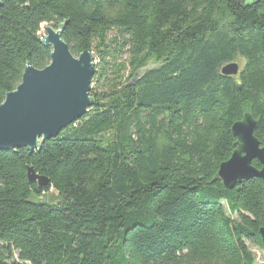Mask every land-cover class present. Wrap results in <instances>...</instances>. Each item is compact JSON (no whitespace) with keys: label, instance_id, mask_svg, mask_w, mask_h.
I'll use <instances>...</instances> for the list:
<instances>
[{"label":"trees","instance_id":"1","mask_svg":"<svg viewBox=\"0 0 264 264\" xmlns=\"http://www.w3.org/2000/svg\"><path fill=\"white\" fill-rule=\"evenodd\" d=\"M0 1V103L27 63H49L42 24L74 56L103 47L87 111L32 151H0V264H255L262 182L216 174L245 112L264 141V0ZM113 29L128 58L109 78Z\"/></svg>","mask_w":264,"mask_h":264},{"label":"water","instance_id":"2","mask_svg":"<svg viewBox=\"0 0 264 264\" xmlns=\"http://www.w3.org/2000/svg\"><path fill=\"white\" fill-rule=\"evenodd\" d=\"M0 1V5H1ZM42 44L51 47L50 61L43 68L26 64L21 81L5 94L0 103V151L16 148L36 149L40 143L56 136L62 129L79 119L92 105L89 95L95 64L87 50L74 56L61 38L62 26L42 24ZM238 62H228L220 68L224 76L239 72ZM257 121L245 112L231 126L236 148L219 164L217 178L226 189L237 182L257 177L264 194V141L254 136ZM257 160L260 168L252 165ZM27 179L44 187L49 179L27 168ZM264 246V226L259 229Z\"/></svg>","mask_w":264,"mask_h":264},{"label":"rangeland","instance_id":"3","mask_svg":"<svg viewBox=\"0 0 264 264\" xmlns=\"http://www.w3.org/2000/svg\"><path fill=\"white\" fill-rule=\"evenodd\" d=\"M40 35L44 36L43 29L40 32ZM119 34L116 29L110 30L107 32L106 35V43L109 45L110 53L105 57V60L107 61L108 65V72L107 76L113 77L114 74L111 73V70L113 69V63H125L128 58V54L126 52L120 53L118 50H113L115 48H118L119 43L121 42V39L119 38ZM100 50L91 52V55L94 60V64L99 63V53H101L103 47L99 48ZM157 63L154 61H149L142 69L145 68H151L156 66ZM239 68L241 67V62H238ZM129 71V67L126 66L122 72L127 75ZM104 83L105 81L100 80V83ZM39 200L45 201V202H55L57 200L56 193L54 191H49L48 193L42 195ZM251 251L253 252V255L255 257V264H264V249H260L255 246H250Z\"/></svg>","mask_w":264,"mask_h":264}]
</instances>
